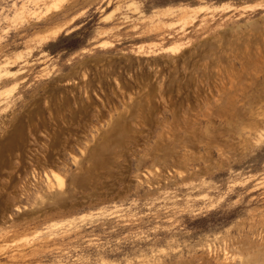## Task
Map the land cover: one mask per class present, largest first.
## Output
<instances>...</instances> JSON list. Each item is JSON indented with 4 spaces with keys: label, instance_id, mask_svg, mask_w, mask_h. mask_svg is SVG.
<instances>
[{
    "label": "rangeland",
    "instance_id": "obj_1",
    "mask_svg": "<svg viewBox=\"0 0 264 264\" xmlns=\"http://www.w3.org/2000/svg\"><path fill=\"white\" fill-rule=\"evenodd\" d=\"M0 264H264V0H0Z\"/></svg>",
    "mask_w": 264,
    "mask_h": 264
}]
</instances>
